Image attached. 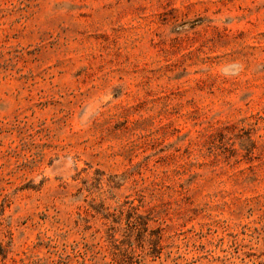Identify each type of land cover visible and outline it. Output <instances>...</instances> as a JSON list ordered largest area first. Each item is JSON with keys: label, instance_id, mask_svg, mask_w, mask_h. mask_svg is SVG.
Instances as JSON below:
<instances>
[{"label": "rangeland", "instance_id": "1", "mask_svg": "<svg viewBox=\"0 0 264 264\" xmlns=\"http://www.w3.org/2000/svg\"><path fill=\"white\" fill-rule=\"evenodd\" d=\"M0 264H264V0H0Z\"/></svg>", "mask_w": 264, "mask_h": 264}]
</instances>
